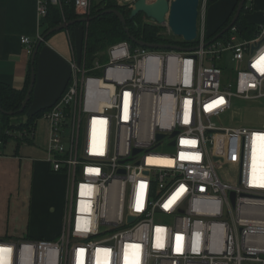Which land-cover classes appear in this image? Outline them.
Returning a JSON list of instances; mask_svg holds the SVG:
<instances>
[{
  "label": "built area",
  "instance_id": "built-area-1",
  "mask_svg": "<svg viewBox=\"0 0 264 264\" xmlns=\"http://www.w3.org/2000/svg\"><path fill=\"white\" fill-rule=\"evenodd\" d=\"M207 1L194 52L125 41L90 69L73 58L43 116L47 162L66 178L64 229L0 238V264H264V161L253 157L264 129L218 124L236 101L264 108V22L206 45ZM64 4L91 16L93 0H37L39 21ZM42 39L21 43L31 56Z\"/></svg>",
  "mask_w": 264,
  "mask_h": 264
},
{
  "label": "crops",
  "instance_id": "crops-1",
  "mask_svg": "<svg viewBox=\"0 0 264 264\" xmlns=\"http://www.w3.org/2000/svg\"><path fill=\"white\" fill-rule=\"evenodd\" d=\"M218 24L215 20L212 26ZM46 29V22L39 21L37 0H0V84L18 90L25 87L31 56L21 38L34 42ZM73 58L66 31L57 32L45 42L38 58L30 113L58 101L69 80ZM15 135V150L0 155V238L54 240L61 233V220H65L66 205L63 214L58 208L62 210L64 203L66 178L52 172L35 135L32 142L21 143L18 136L22 134ZM38 209L46 212L40 222L42 230L34 228Z\"/></svg>",
  "mask_w": 264,
  "mask_h": 264
},
{
  "label": "trees",
  "instance_id": "trees-1",
  "mask_svg": "<svg viewBox=\"0 0 264 264\" xmlns=\"http://www.w3.org/2000/svg\"><path fill=\"white\" fill-rule=\"evenodd\" d=\"M248 1L249 0H247L246 6L239 20L234 26L236 27L241 38L250 37V33L254 30L255 26L254 22H251L250 20V15H253V11L251 12L252 7L248 5ZM212 3L213 2H210V0H208L209 5ZM237 6L238 4L231 12L229 17L226 18L225 21L221 24V26H219L214 31V33L208 36V41L214 40L230 25L235 15ZM112 9H117L124 15L125 24H123L114 14H103V12ZM130 13L131 10H127V8L118 5L117 0H102L100 4L94 3L92 6L91 16L95 17V19L92 22H90L89 24L77 23L70 26L66 30L71 41L74 58L78 59L80 63L85 64L86 68L90 69L95 61L107 59L100 54L103 51L108 50L109 47L113 46L114 44L127 41L133 47H137V45L131 40V37L150 44H167L179 46L182 47L183 51H188V49L197 47L199 45V41H196L194 43H187L174 36H165L162 34V32L166 31L164 27L148 22L147 18L143 14L137 16L134 19H130ZM77 18L78 16L75 13L74 8L70 5L64 4L62 10L59 7H50L46 21L47 29L43 32L42 38L46 36L49 30L61 25L65 20L69 22ZM127 31L129 32V34ZM52 35L45 38L38 51L34 64H30L27 73L26 84L22 90L15 89L9 85L0 84V107L5 112L17 113L14 116H10L0 111V155L4 153V148H6L9 141L17 136L15 135L16 133L22 134V136H18V142H32L34 139L33 133H35L37 121L53 107H47L30 113L33 103L32 92L31 99L27 103L25 111L22 114L20 113L30 86L32 67L35 69L36 74L38 69V58L40 51L45 42L48 41ZM230 35L231 31H228L224 33L220 38H218V40L225 41L230 37ZM79 41L80 49L76 50L74 46H76ZM35 47L36 44L34 48ZM68 85L69 80L64 91L67 89ZM25 115L28 116L26 122L13 123V120L15 118H19ZM31 135L32 137H30ZM20 143H18V148Z\"/></svg>",
  "mask_w": 264,
  "mask_h": 264
},
{
  "label": "water",
  "instance_id": "water-1",
  "mask_svg": "<svg viewBox=\"0 0 264 264\" xmlns=\"http://www.w3.org/2000/svg\"><path fill=\"white\" fill-rule=\"evenodd\" d=\"M216 1L218 0H210V2H216ZM246 2L247 0L239 1L235 15L230 25L221 34H219L214 39V41L220 38L224 33L228 32L235 26L246 6ZM200 4H201V0H174L171 3L169 2V0H156L151 4L147 3L146 0H138L135 3V7L132 9L130 13V19H134L137 16L143 14L152 23L167 27L173 36L182 38L183 41L187 43H194L196 42L198 37V21H199ZM103 14H114L119 18V20L123 24H125L124 15L117 9L107 10L103 12ZM94 19L95 17L77 18L75 20L62 23L61 25L49 30L46 36L36 44V47L34 48V51L31 55V64L32 65L34 64L38 51L42 45V42L45 40L47 36L67 30L70 26L75 25L77 23L89 24ZM131 40L137 46H141L153 50L183 51L182 47L175 45L150 44L144 41L137 40L134 37H131ZM188 50L192 52L195 49H188ZM35 81H36L35 69L32 67L30 86L26 95L23 108L20 110L21 114L25 111L26 105L31 99V95L35 86ZM0 111L10 116H14L15 114H17L16 112H5L4 110H2L1 107H0ZM162 137L163 136H158V139H161ZM138 152L139 151H135V153ZM232 197L234 199V195ZM130 220L132 221L133 218H131Z\"/></svg>",
  "mask_w": 264,
  "mask_h": 264
},
{
  "label": "rangeland",
  "instance_id": "rangeland-1",
  "mask_svg": "<svg viewBox=\"0 0 264 264\" xmlns=\"http://www.w3.org/2000/svg\"><path fill=\"white\" fill-rule=\"evenodd\" d=\"M202 1L200 4V9H199V21L198 24L200 25V19H201V8H202ZM102 0H94V3L100 4ZM170 2V1H169ZM239 0H218L216 2H213L212 4L206 5V16H205V26H206V35L209 36L214 31L221 26V24L225 21L226 18L229 17L231 12L235 9L236 5L238 4ZM247 3V2H246ZM248 5L252 7L251 12L253 11V15H250V20L251 22H256L257 24H262L264 22L263 20V14H264V0H249ZM121 7L127 8L126 6H123L121 4ZM132 10V9H130ZM259 14L255 15V14ZM255 15V16H254ZM79 18V17H78ZM249 18V17H248ZM148 20V19H147ZM215 20L218 21V26L216 25L213 27V23H215ZM66 22V20L64 21ZM63 22V23H64ZM148 22L152 23L151 21L148 20ZM159 26V25H158ZM162 27V26H161ZM165 28V27H164ZM234 28V27H233ZM166 30V28H165ZM66 31V30H64ZM167 31V30H166ZM162 32L163 35L165 36H172L169 35L168 32ZM62 32V31H61ZM67 32V31H66ZM178 38V37H176ZM181 40V38H178ZM76 44V43H75ZM76 50L80 49V41L74 46ZM100 55H103V57L107 56V50L103 51ZM107 58V57H106ZM102 63H105L107 59H101L100 60ZM205 65H209L208 62L205 63ZM258 104H254V102H247V101H236V104L234 108H232L231 111L227 112L220 120H218V124L221 126H226V127H250V128H255V129H264V108L260 109L258 108ZM264 107V105H263ZM28 119V116H22L19 118H15L13 120V123H19V122H26ZM36 137V143L37 146L41 147L45 154L48 156L46 150L47 146L49 143L50 139V123L48 120L45 118L41 117L37 121V126H36V132L34 133ZM32 137V135H31ZM15 139V138H14ZM13 138L9 141L7 144L6 148H4V151H14L15 150V140ZM213 153L215 156L218 155V149L214 146H212ZM218 159H216L217 161ZM64 196V203L61 208H58V211H60L62 214L64 213V208L66 205V191L63 194ZM36 212V216H38V219L35 220L34 222V228L38 230H42L43 227L41 225V221H43L44 217H46V212L44 211H39ZM57 210V209H56ZM62 223V230L64 229L65 226V220H61ZM47 224L46 226H48ZM61 230V232H62ZM37 231V230H36ZM35 238V237H34Z\"/></svg>",
  "mask_w": 264,
  "mask_h": 264
},
{
  "label": "bare ground",
  "instance_id": "bare-ground-1",
  "mask_svg": "<svg viewBox=\"0 0 264 264\" xmlns=\"http://www.w3.org/2000/svg\"><path fill=\"white\" fill-rule=\"evenodd\" d=\"M138 1V0H137ZM136 1V2H137ZM135 2V3H136ZM148 3V2H147ZM171 3V2H170ZM93 4H94V0H93ZM149 4H151V3H149ZM134 7H135V4H134ZM133 9V8H132ZM132 11V10H131ZM145 16V15H144ZM79 17V16H78ZM89 17H92V16H89ZM146 17V16H145ZM79 18H84V17H79ZM149 20V19H148ZM150 21V20H149ZM200 21H201V19H200ZM67 22V21H66ZM66 22H64V23H66ZM152 24H154V23H152ZM200 24H201V22H200ZM160 26V25H159ZM162 27H165V26H162ZM166 28V32H168V34L169 35H172L171 34V32H170V30L167 28V27H165ZM199 31H200V25L198 24V35H199ZM229 31H231V30H229ZM173 36V35H172ZM175 37V36H174ZM207 38H208V36H207ZM181 40H183L182 38H181ZM218 40V39H217ZM217 40H215V41H217ZM196 41H199L198 40V37H197V40ZM211 42H214V40H211L210 42L208 41L207 42V44L206 45H208V44H210ZM199 44H200V42H199ZM190 49H199V45L197 46V47H194V48H190ZM194 50V51H195ZM194 51H192V52H194ZM179 52H190L189 50L188 51H179ZM175 80V78L174 77H171L170 78V80ZM253 157H259V158H261V160H260V162L263 160L264 161V148L263 149H261V150H257V152L253 155ZM264 162H262V163H256V164H254V167H257V166H261V164H263ZM167 164H170V162H167ZM261 174H262V176L264 177V165L261 167Z\"/></svg>",
  "mask_w": 264,
  "mask_h": 264
}]
</instances>
